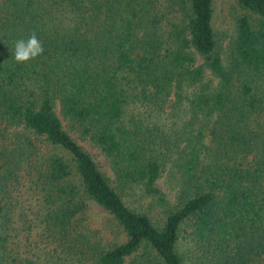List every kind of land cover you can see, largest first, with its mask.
Here are the masks:
<instances>
[{
  "label": "trees",
  "instance_id": "obj_1",
  "mask_svg": "<svg viewBox=\"0 0 264 264\" xmlns=\"http://www.w3.org/2000/svg\"><path fill=\"white\" fill-rule=\"evenodd\" d=\"M176 12L163 26L155 0H0V192L27 179L33 219L69 260L264 264V0H235L223 47L212 0ZM33 32L42 55L17 63L15 42ZM87 200L103 229L86 221ZM144 203L165 209L159 225ZM186 225L193 247L179 252Z\"/></svg>",
  "mask_w": 264,
  "mask_h": 264
},
{
  "label": "rangeland",
  "instance_id": "obj_2",
  "mask_svg": "<svg viewBox=\"0 0 264 264\" xmlns=\"http://www.w3.org/2000/svg\"><path fill=\"white\" fill-rule=\"evenodd\" d=\"M234 3L235 0H212L211 23L218 44L222 47L231 32ZM155 5L157 6L159 21L163 26L169 25V22L175 18L177 13L178 0H155ZM62 122L74 139L91 154L99 169L108 177L110 183L113 186H117L115 171L109 161L104 158L91 142L81 136L75 128L70 126L64 119H62ZM9 130L10 136L19 137L18 133L15 134L14 131ZM5 137V132H2L0 134V144L2 139H6ZM157 186L165 193L166 198L171 201L173 198L170 190L171 184L165 174L157 180ZM128 188L131 189L130 187ZM0 194H2L0 197L4 204L0 213V233L3 235L0 240V264H18L27 258L36 259L40 264H86L88 262L84 258L74 261L69 260V257H65V253L61 252V249L59 250L58 247L56 249L53 248V244L45 234L44 224L40 222V219H33L31 210L33 198L29 196V181L27 179L20 178L19 184L14 190L10 192L6 190L0 192ZM120 194L129 207L139 208V203L133 199L134 197L131 198L124 192ZM87 204L86 221L89 225L103 229L107 218L106 212L101 206L91 200H87ZM142 206L154 224L159 225L162 222L165 214L163 207L150 206L145 203ZM189 229L190 226L188 225L181 226L179 229V252H183V248L185 249L187 246H189L188 248L193 247L192 243L194 241L189 240ZM194 264H205V261L202 257H197L194 258Z\"/></svg>",
  "mask_w": 264,
  "mask_h": 264
},
{
  "label": "clouds",
  "instance_id": "obj_3",
  "mask_svg": "<svg viewBox=\"0 0 264 264\" xmlns=\"http://www.w3.org/2000/svg\"><path fill=\"white\" fill-rule=\"evenodd\" d=\"M43 51V43L33 32L27 40L20 39L15 42L13 56L17 63H26L42 55Z\"/></svg>",
  "mask_w": 264,
  "mask_h": 264
}]
</instances>
